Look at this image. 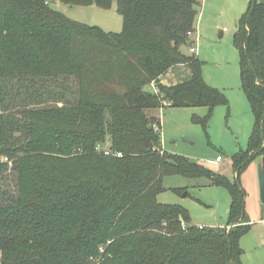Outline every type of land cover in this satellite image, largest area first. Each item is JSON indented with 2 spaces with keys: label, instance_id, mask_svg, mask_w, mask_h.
Returning <instances> with one entry per match:
<instances>
[{
  "label": "trees",
  "instance_id": "1",
  "mask_svg": "<svg viewBox=\"0 0 264 264\" xmlns=\"http://www.w3.org/2000/svg\"><path fill=\"white\" fill-rule=\"evenodd\" d=\"M52 1L0 0V173L7 158L17 174L16 196L0 193L1 264H242L253 226L240 175L254 160L264 166V0L250 1L235 36L255 118L248 150L231 158L235 181L164 151L162 120L147 115L207 107L196 119L206 128L228 104L183 53L194 44V0H55L115 4L122 33L75 22ZM177 67L189 77L164 85ZM176 175L228 191L225 228L159 203Z\"/></svg>",
  "mask_w": 264,
  "mask_h": 264
},
{
  "label": "rangeland",
  "instance_id": "2",
  "mask_svg": "<svg viewBox=\"0 0 264 264\" xmlns=\"http://www.w3.org/2000/svg\"><path fill=\"white\" fill-rule=\"evenodd\" d=\"M194 1L197 13L194 25L199 37L196 39L194 36L192 40L197 52L191 54L189 46H186L183 53L200 59L204 82L222 91L228 104L214 109L206 128L196 119L206 117L209 112L207 107L174 109L166 106L150 110L147 115L162 120L161 135L166 151L182 155L205 167L211 166V162L221 157V167L226 169L225 176L235 181L234 173L227 165L228 159L248 150L255 123L241 86V56L235 39L239 22L247 14L251 0ZM50 5L71 20L90 27H100L106 33H122L124 30L123 17L115 4L103 9L96 4L72 6L54 0ZM174 74L178 75V80L167 74L163 78H171L178 83L189 77V72L183 67L175 68ZM151 89L157 94L154 88ZM2 162L8 163L9 168L0 173V193L7 192L6 197L16 196L17 174L11 172L12 161L3 158ZM257 163L259 160H254L240 175L247 195L245 211L253 226L240 240L242 264H264V205L259 195ZM218 169L212 170L217 173ZM164 185L165 190L158 196L160 204L180 205L190 213L191 223L198 227L225 228L231 206V196L225 188L212 185L206 178L189 179L179 175L166 177Z\"/></svg>",
  "mask_w": 264,
  "mask_h": 264
},
{
  "label": "crops",
  "instance_id": "3",
  "mask_svg": "<svg viewBox=\"0 0 264 264\" xmlns=\"http://www.w3.org/2000/svg\"><path fill=\"white\" fill-rule=\"evenodd\" d=\"M191 40H192V38H190ZM194 41V40H193ZM174 69L173 70H171V71H169V73L167 74V76L169 77V76H173V78L175 79V80H178V75L176 74H174ZM174 79H169V80H166V79H164L163 77H162V79H161V81H162V83L164 84V85H167V86H171V85H174V84H176L177 83V81H174L173 82V80ZM163 149H164V145H163ZM164 151H166L165 149H164ZM168 152V151H167ZM170 153V152H169ZM218 158V157H217ZM216 158V159H217ZM216 159H215V161H213V162H211L210 163V165L211 166H208V167H210L211 169H218V167L220 166V170L218 169V171H217V173H219V174H221V175H225V172H226V169L225 168H222L221 167V164L223 163V161L221 162V163H217L216 162ZM227 165H228V168H231V170H232V164H231V159H228V162H227ZM213 166H216V167H213ZM218 166V167H217ZM262 223H264V220L262 221ZM251 224V223H250ZM252 225V224H251ZM201 227V226H200Z\"/></svg>",
  "mask_w": 264,
  "mask_h": 264
},
{
  "label": "water",
  "instance_id": "4",
  "mask_svg": "<svg viewBox=\"0 0 264 264\" xmlns=\"http://www.w3.org/2000/svg\"><path fill=\"white\" fill-rule=\"evenodd\" d=\"M257 173L259 179V195L261 198V202L264 205V166L260 162L257 163Z\"/></svg>",
  "mask_w": 264,
  "mask_h": 264
},
{
  "label": "built area",
  "instance_id": "5",
  "mask_svg": "<svg viewBox=\"0 0 264 264\" xmlns=\"http://www.w3.org/2000/svg\"><path fill=\"white\" fill-rule=\"evenodd\" d=\"M189 36H190V38H193L194 36H196V39H198V37H199L196 31L189 32ZM193 45L189 48V51L191 54H195L197 52V48ZM119 156H121V154H119ZM222 161H223V159L221 157H218L216 159L217 163H221Z\"/></svg>",
  "mask_w": 264,
  "mask_h": 264
}]
</instances>
